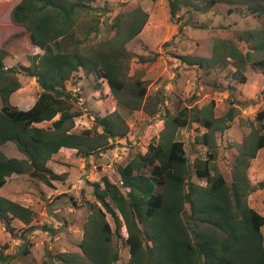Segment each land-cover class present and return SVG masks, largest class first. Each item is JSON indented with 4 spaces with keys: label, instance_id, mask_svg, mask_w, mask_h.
I'll list each match as a JSON object with an SVG mask.
<instances>
[{
    "label": "trees",
    "instance_id": "16d2710c",
    "mask_svg": "<svg viewBox=\"0 0 264 264\" xmlns=\"http://www.w3.org/2000/svg\"><path fill=\"white\" fill-rule=\"evenodd\" d=\"M92 2L21 0L13 8L11 3H0V17L11 11V23H0V38L4 32L25 30L31 44L41 51L30 57L29 66L9 68L6 62L10 54L0 49V147L14 144L24 156L0 155V190L14 175H28L53 188V182L67 177L48 165L62 149L75 150L89 159L112 149L114 140L127 137L129 125L117 111L96 116L94 129L74 132L76 119L84 112L76 110L78 99L67 90V84L80 70L105 82L118 104L131 112L144 111L153 117L164 102L158 94L149 96L144 81L129 83L127 79V45L141 34L148 14L141 8L119 14L112 24V38L86 46L100 24L98 17L82 21L91 14ZM168 2L173 20L184 8L207 15L221 6L228 8V16L244 9L264 18V0ZM246 35L244 41L252 44L246 52L232 40L210 37L197 42L193 53L179 59L208 76L217 70L235 69L234 78L245 84L249 66L264 71V28ZM20 73L34 78L41 89L27 111L11 103L12 95L22 87L17 77ZM237 109L233 105L218 116L216 103L211 101L203 108L167 112L164 128L147 152L136 154L119 168L121 186L107 177L91 184L95 201L84 225L81 252H48L41 264H117L120 252L114 239L122 237L123 226L128 234L129 264H264V216L249 206V196L256 188L247 176L251 160L264 149V111L257 114L255 122L242 124L243 141L237 145L238 165L232 183L216 164L220 149L217 136L230 129ZM46 123L50 126H39ZM193 125L199 131L196 143L206 153L191 162L177 136L180 129ZM194 177L205 183L194 182ZM35 216L32 209L0 196V220L6 224L17 220L30 225ZM43 229L50 230L47 226Z\"/></svg>",
    "mask_w": 264,
    "mask_h": 264
},
{
    "label": "rangeland",
    "instance_id": "374dc122",
    "mask_svg": "<svg viewBox=\"0 0 264 264\" xmlns=\"http://www.w3.org/2000/svg\"><path fill=\"white\" fill-rule=\"evenodd\" d=\"M4 2L11 3L13 8L21 0H0V3ZM136 8L148 14V21L141 34L127 45V79L129 83L144 81L149 96L158 94L160 99L163 98L164 102L157 106L159 112L153 117L144 111L131 112L118 104L109 86L101 79L88 76L83 70L77 72L67 84V90L76 98H82V103H76L75 108L84 114L76 119L74 132L94 129L96 116L105 117L117 111L129 125L128 135L125 141L117 142L122 139H116L112 149L89 159L82 158L75 150L62 149L48 165L56 174L66 173L67 177L64 181L53 182V188L28 175L8 178L0 196L32 209L36 216L30 225L17 220L6 224L0 220V264H41L48 252L52 255L80 253L84 225L91 212L90 204L95 201L91 184L107 177L121 186L119 168L127 165L136 154L147 152L150 143L163 130L167 112L176 113L182 107L203 108L211 101L216 103L218 116L226 114L233 105L239 108L237 118L229 123L230 129L217 136L220 147L217 167L229 183L233 182L238 165L237 145L243 141L242 124H245L244 121L255 122L257 114L264 111V71L249 66L247 83L241 84L234 78L235 69L217 70L208 76L197 67L183 64L179 58L193 53L197 42L210 37L232 40L246 52L252 46L244 41L246 32L264 28V18L259 19L244 9H237L228 16V8L221 6L207 15L188 12L184 8L173 20L168 0H93L91 14L84 16L82 21L87 23L89 19L98 17L99 31L90 36L86 46L112 38L115 33L112 28L114 19ZM10 13L9 10L0 17L1 24L11 23ZM80 38L83 35L80 34ZM0 41V49L10 54L6 62L9 68L27 67L30 57L41 53L31 44L29 33L25 30L18 34L4 32ZM17 77L22 87L12 95L11 103L25 111L36 102L41 89L34 78L22 73ZM40 126L48 127L50 123ZM198 134L197 125L178 132L177 139L184 143L191 162L206 153V149L196 143ZM116 149L119 150L118 156L113 152ZM0 155L24 158L14 144L0 147ZM146 173L149 174L150 170ZM247 176L256 188L249 196V206L264 216V149L251 160ZM193 180L205 183L196 177ZM123 191L126 192L125 189ZM107 219L116 230L112 217L108 215ZM45 226L50 230L43 229ZM121 232L122 237L114 239L120 252L117 264H129L125 226ZM262 233L264 235V226Z\"/></svg>",
    "mask_w": 264,
    "mask_h": 264
},
{
    "label": "built area",
    "instance_id": "2783aa9c",
    "mask_svg": "<svg viewBox=\"0 0 264 264\" xmlns=\"http://www.w3.org/2000/svg\"><path fill=\"white\" fill-rule=\"evenodd\" d=\"M77 99H78V104H81L82 103V98H78L77 97ZM123 141H125V139H122L121 141H117V142H123ZM124 151H125V149L122 150V152H124ZM113 152L115 153V156H118V152H119L118 149L114 150Z\"/></svg>",
    "mask_w": 264,
    "mask_h": 264
},
{
    "label": "crops",
    "instance_id": "0c3cea01",
    "mask_svg": "<svg viewBox=\"0 0 264 264\" xmlns=\"http://www.w3.org/2000/svg\"><path fill=\"white\" fill-rule=\"evenodd\" d=\"M197 47V46H196ZM108 86V85H107ZM35 103H33L32 107L34 106ZM30 109V108H29ZM29 109H26L25 111L29 110ZM23 111V110H22ZM43 125V124H42ZM40 126V125H39ZM42 127V126H40ZM69 150V149H68ZM17 158V157H16Z\"/></svg>",
    "mask_w": 264,
    "mask_h": 264
}]
</instances>
